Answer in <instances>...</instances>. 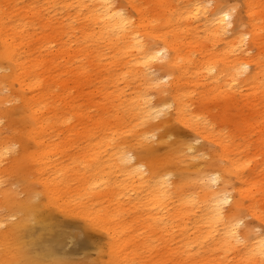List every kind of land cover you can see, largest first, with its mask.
Instances as JSON below:
<instances>
[{
    "label": "rangeland",
    "instance_id": "1",
    "mask_svg": "<svg viewBox=\"0 0 264 264\" xmlns=\"http://www.w3.org/2000/svg\"><path fill=\"white\" fill-rule=\"evenodd\" d=\"M114 1L150 37V49L162 46L161 39L178 46L173 69L166 58L151 63V87L134 74V60L124 63L126 58L104 49L97 65L83 54L70 59L77 68L66 72L69 58L61 51L86 49L88 31L98 30L100 22L92 25L88 10L92 0H12L9 7L0 0V14L8 11V24L30 41L33 56L24 51L17 57L30 78L43 79L36 99H45L50 116L56 106L69 119L51 125L52 119L44 140L36 141L9 126L26 123L24 106H2L9 108L0 127L11 151L1 164L0 189L23 199L32 185L31 196L46 216L33 219L25 232L36 239L34 262L264 264V256L251 254L253 263L244 257V248L264 234V20L254 21L261 28L258 41L247 36L240 47L238 38L264 11L262 0L252 10L243 0H199L208 13L220 7L231 13L232 24L219 38L208 34L207 23L186 19L191 0ZM179 11L180 26H172ZM7 65L0 56V70L8 72ZM5 85L13 92L10 99L30 95L18 83ZM138 94L161 113L145 119L133 114ZM136 130L145 134L138 138ZM41 149L48 151L42 160ZM128 159L137 167L130 168ZM201 180L231 195L222 214L242 220L229 248L220 241L221 222L211 223ZM6 213L0 207V222ZM1 250L0 243V258Z\"/></svg>",
    "mask_w": 264,
    "mask_h": 264
},
{
    "label": "bare ground",
    "instance_id": "2",
    "mask_svg": "<svg viewBox=\"0 0 264 264\" xmlns=\"http://www.w3.org/2000/svg\"><path fill=\"white\" fill-rule=\"evenodd\" d=\"M4 1L6 2L7 7L12 3V0ZM243 1L250 10L253 9L255 0ZM217 4L220 5L218 2ZM189 6L190 11L186 16V19L189 20L190 18L197 22L207 23L210 26L208 34L211 37L219 38L229 30L228 28L231 26L232 21L231 13L227 9L220 7L208 13L205 5H202L199 0H191ZM260 6L264 10V0H262ZM88 10L90 11V14L94 15L92 25L100 22L98 30L94 32L88 31L87 36L90 40L86 45V49L79 45L72 49L70 47L61 51L62 57L69 58L67 62L68 66L65 68L67 73L74 71L77 68L74 66L73 60L70 59L78 58L83 54H90L94 57V61H97L95 64L97 65L102 49L110 54H117L122 56V58H126L125 60H122L124 63L129 62V60H134V66L132 68L134 74L142 77L148 87H151L153 84L151 74L148 72L151 68V63L155 60L166 58L167 64L171 69L178 64L180 57L176 51L178 50L177 44L166 39H161L160 43L162 46L158 45L156 48L150 49V37H147L142 29L139 28L138 22H131L129 20V17L124 13L120 6L115 5L114 0H92ZM179 13L180 11L177 16L172 19L175 21L172 26H180ZM258 13L260 15L250 19L251 26H253L252 29L248 32L238 33V38H240L239 41L241 43L240 47L244 45L247 36L251 37L254 41L260 39L261 28L255 25L254 21L256 19L264 20L262 18L264 11ZM9 21L8 11L3 10L0 14V41L2 43L0 56L7 59V68L9 71L5 73L0 70V122L3 117L8 116L9 114V108L5 109L2 106L5 103L19 101L25 108L24 115L26 123H18L17 125L10 123L9 126L12 133L20 134L27 138H33L36 141H43L44 136L48 134L47 123L54 119L51 125H54L56 122H60L62 125L66 124L69 120L68 115L63 110L54 106L53 115L50 116V112L44 111L46 108L45 99H36L37 96L35 92L38 88L42 87L43 79L41 76L30 78V75L28 74L29 71L27 70L28 66H25L21 59L17 57L24 51L28 58L33 56L30 51V41L20 35L12 25H9ZM165 24L171 26V20L166 19ZM69 40L71 39L69 38ZM257 48L261 49V46L259 45ZM18 50H21L22 52L19 53ZM31 60H37V57H33ZM80 71H82V73L85 72L84 69ZM76 81H80L79 76ZM177 82L178 76H174L171 83L176 84ZM7 83L9 86L18 83L21 91L28 89L30 95L27 97H19V99H10L13 92L6 88L5 84ZM34 84H36V86L33 87ZM160 92L162 93L163 90ZM69 99L75 98L70 97ZM131 110L132 113L137 114L140 119L150 118L151 115H154L153 113H161L160 109L153 107L150 101L144 98L141 94H138L135 97ZM76 111L82 112L81 110H78V107ZM4 131L5 129L0 127V186L3 183L1 164L4 161V158L10 155L11 151L8 139L1 134ZM144 134V131L140 132L136 130L138 138H141ZM44 150L45 149L40 150L41 160L44 158L43 154L48 153V151L43 153ZM47 156L48 155H46V157ZM116 158L120 157L118 156ZM17 160V157L12 158V164L14 167L18 165ZM127 162L130 168L137 167L138 163L132 162V159H128ZM214 180L216 182L219 181V176L215 177ZM165 182L166 181L163 183ZM201 184V192L204 193L205 197L203 200L204 206L212 213L213 220H211V223L217 221L221 222L222 230L220 232V241L223 243V247L229 248V246L234 243V240L237 239L239 226L242 223V220L237 215L233 216L230 214L225 216L222 214L221 205L231 202L232 196L212 190L204 180H201ZM33 188L32 185L26 187L24 190L26 196L23 199H19L17 194L10 188L4 187L0 189V207L7 211L6 214L2 215V221L0 222V225H7L5 230L0 231V243L2 246L0 262L5 259L9 261L8 264H36L31 255V246L36 242V239H32L31 236V239L28 240L27 236L30 235H27L25 232L31 226L33 219H42L43 221H46V216H44L41 207L38 204H35L33 197L31 196L32 191L34 190ZM234 203L235 209H239L240 203L236 201ZM16 216V221L9 222L10 218ZM42 227H44V225ZM244 249V257L248 259L249 263H253V254L255 256H264V234H259L256 242L248 245ZM4 254L5 258L3 257Z\"/></svg>",
    "mask_w": 264,
    "mask_h": 264
}]
</instances>
